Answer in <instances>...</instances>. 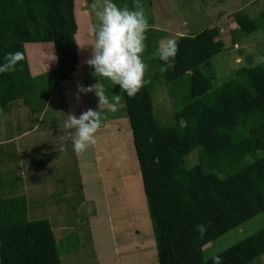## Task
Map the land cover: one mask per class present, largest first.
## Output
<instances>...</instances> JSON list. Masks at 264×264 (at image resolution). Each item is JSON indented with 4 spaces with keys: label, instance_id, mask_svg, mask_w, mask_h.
<instances>
[{
    "label": "trees",
    "instance_id": "trees-1",
    "mask_svg": "<svg viewBox=\"0 0 264 264\" xmlns=\"http://www.w3.org/2000/svg\"><path fill=\"white\" fill-rule=\"evenodd\" d=\"M259 19L264 22V10ZM234 21L242 36L260 24L241 11ZM76 29L74 0H0V63L7 53L22 55L14 70L0 73L3 111L17 100L27 106L26 96L38 85L26 43H52L59 83L72 76ZM174 41L177 51L167 72L153 58L156 78L178 96L172 121L162 125L154 116L145 75L133 97L121 92L122 102L159 264H213L203 247L264 212V61L238 68L233 79L213 87L209 62L224 46L218 26ZM2 220L0 264H60L47 220ZM197 224L207 226L203 236ZM262 254L264 227L214 256L221 264H247Z\"/></svg>",
    "mask_w": 264,
    "mask_h": 264
},
{
    "label": "rangeland",
    "instance_id": "rangeland-1",
    "mask_svg": "<svg viewBox=\"0 0 264 264\" xmlns=\"http://www.w3.org/2000/svg\"><path fill=\"white\" fill-rule=\"evenodd\" d=\"M105 2L74 0L76 26L84 46L91 47L94 43L98 26L96 11L102 9ZM112 2L120 8L132 10L134 7L133 0ZM138 4L148 21L145 48L141 54L146 66L144 75L149 84L153 114L162 125L172 121L178 96L172 92L170 83L155 76L157 68L153 58L160 45L175 40L180 34L193 35L204 28L218 26L224 46L209 62L213 87L233 79L238 68L264 61V22L259 19L264 0H138ZM238 11L260 23L259 28L242 36L234 21V13ZM89 30L92 37L87 35ZM234 37L238 39L236 43L232 42ZM36 48L40 50L36 51ZM24 50L30 73L36 76L38 85L26 96V107H12L11 113L0 115V138L15 136L23 129L33 127L43 109L39 124L31 134L3 146L0 151V222L2 218L11 221L45 219L56 241L60 264H98L88 221L100 211L105 217L108 214L113 218L115 229L112 234L106 231L104 243L110 261L105 259L103 264H159L153 233L152 241L146 242L145 249L136 246L135 239L127 237L134 234L133 223L146 220L151 226V222L143 191L140 197L143 196L144 205L141 206L138 200L134 205L136 196L133 194L141 187V179L119 85L112 86L110 81L96 78L90 67L84 65L81 87L90 91H77L79 85L75 77L71 84L59 87L51 97L53 85L60 86L52 43H26ZM33 64L36 72L32 74ZM180 83L185 86V77ZM96 91L104 99L99 101ZM67 93H71V101ZM20 101L16 102L20 104ZM12 104L9 103L6 109ZM87 109L100 113V127L93 149L90 145L78 159L68 138L70 133L62 126L70 114L78 118ZM23 111L26 117H18L17 114ZM192 158V155L188 156V163H193ZM82 162L87 165L86 169L82 170ZM129 181L131 184L138 181V184L130 186ZM141 209L146 217L140 214ZM262 227L264 212L207 243L203 247V257H213ZM120 228L127 230L123 232L126 238L120 239ZM114 235H118L117 241L126 246L129 257H121L120 251L115 250ZM247 264H264V254Z\"/></svg>",
    "mask_w": 264,
    "mask_h": 264
},
{
    "label": "clouds",
    "instance_id": "clouds-1",
    "mask_svg": "<svg viewBox=\"0 0 264 264\" xmlns=\"http://www.w3.org/2000/svg\"><path fill=\"white\" fill-rule=\"evenodd\" d=\"M133 9L120 8L112 0H106L102 9L96 11L98 26L94 32L91 58L86 61L96 78L110 81L112 86L119 85L121 92L133 97L142 87L145 74V64L141 54L144 51L145 32L148 21L138 0H133ZM177 51L176 41L168 40L156 49V57L162 62L160 72H167L172 66ZM22 59L19 52L7 53L4 63H0V73L14 70ZM79 91L91 89L78 86ZM99 101L104 99L96 91ZM119 99V96L116 97ZM109 108L112 105L105 99ZM100 113L91 109L81 113L79 117L69 115L64 122V129L71 130L68 138L72 150L76 154L84 152L95 144V134L100 127ZM61 151L63 147L61 146ZM207 230L204 224H197L196 231L201 236ZM213 264H221L218 256L212 257Z\"/></svg>",
    "mask_w": 264,
    "mask_h": 264
},
{
    "label": "crops",
    "instance_id": "crops-1",
    "mask_svg": "<svg viewBox=\"0 0 264 264\" xmlns=\"http://www.w3.org/2000/svg\"><path fill=\"white\" fill-rule=\"evenodd\" d=\"M79 32H80L79 29H76V32L74 34V41H75V44H76L77 60H78V64H77L76 70H75V72L72 74V76L69 79L63 80L62 82H60V86H58V87L55 86V88L52 89V91L50 93V96L51 97H54L55 92L59 89V87L60 88H63L64 86H66L68 84H71V81L75 77L78 80V85L81 87V84H82V73H83V72L81 73V71L84 68V65H88L86 63V61L91 58V55H92V46L91 47H87V46H84L82 44V41L83 40H82V36L80 35ZM91 32L92 31L89 30V33H87V35L90 36V37H92ZM80 36H81V38H80ZM81 49H82V51H81ZM35 50L36 51L37 50H40V48H36ZM26 58H28V56H26ZM81 59L83 61H81ZM32 67H33V70H32V74H33V72L34 73L36 72V68H35L36 66H34V64H33ZM76 89H77V91H79L78 87ZM81 92L82 91H80V93ZM69 94H70V97H69ZM67 95H68L69 101H71V93H67ZM20 102L22 104L21 103L19 104L16 101L15 102H12L14 104H12L11 107L8 106V108L5 111H3L2 109H0V115L3 116L5 113H8L9 114V113H11L12 110H14V108L19 109V107H21V106H22V108L26 107L25 104L23 103V101H20ZM12 107H14V108H12ZM42 109L40 111L39 118L35 120L36 122L34 123L33 127H27L26 129H23V131L17 133L15 136H6L4 138H0V151H2L3 146H5L7 144H11L12 142L17 141V140L19 141L20 138L26 137L29 134H31V132H33V130H35L36 125L39 124L38 122H39L40 117H41ZM87 110H89V109H87ZM17 115H18V117H19V115H22L21 118L22 117L25 118L27 114L25 113V111H23V112H21L20 114H17ZM70 115H72V114H70ZM68 119H69V116H68ZM3 125H4V123L2 124V126ZM63 126H64V124H63ZM66 130L69 131V133L71 131V130H68V129H66ZM93 146L94 145H91L92 149H93ZM88 149H90V148H87V150ZM80 154H78V159L80 158ZM75 157L77 158V156H75ZM80 166H81V168L83 170V169H86V166L87 165H85L82 162V163H80ZM131 183H130V181L128 182V184H130V186H132V185L133 186L134 185L136 186L138 184V181L136 183H133V184H131ZM141 191H142L141 190V187H139V188H137V191H135L134 194H133V196H136L135 199H134V205L135 206H136V203L135 202H137V200L138 201H141L140 202V203H142L141 206L144 205L143 204L144 203V200H142L143 199L142 198L143 196L140 197V195L142 193ZM130 206H131V204H130ZM140 214H142L144 217H146V214L144 212V209H143V212H142V209H141ZM88 223H89L88 224V229H89V235H90L91 245H92V247L95 248V251L97 252V256L96 257L98 259V264H99V261H100V264H103L105 259H106V261L108 260V257H107L108 254H107V250L105 248L104 238L108 234V232L111 231L110 234H112L113 233L112 231L115 230V229H113V224H114L113 218L109 217L108 214H106V217H105L102 214V212L99 211L96 215L94 214L93 216H91V218L88 221ZM132 228H133L132 230H134V234H132L130 232L132 235H128L127 237L129 238V240H130V238L133 239V240L135 239L134 240V243L137 244L136 246H139V247L143 246L144 249H145L146 242L152 241L151 240L152 239L151 238L152 229H151V226L149 225V222L145 220V221H143V223H141V222L133 223ZM106 231H108V232H106ZM126 231L127 230H125V228H120V230L118 232L119 233L118 235H120V239H121V237L126 238V236H123V232H126ZM118 235L112 236V237H114V240H115L114 248H115V250L117 252L120 251L121 257H129V253L130 252H127L126 251V246L124 244H122L121 241H117V238H119ZM123 248H124V250H123ZM108 261H110V259Z\"/></svg>",
    "mask_w": 264,
    "mask_h": 264
}]
</instances>
